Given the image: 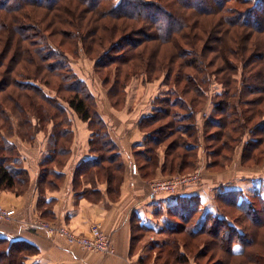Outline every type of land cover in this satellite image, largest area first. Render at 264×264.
Masks as SVG:
<instances>
[{"label": "trees", "instance_id": "obj_1", "mask_svg": "<svg viewBox=\"0 0 264 264\" xmlns=\"http://www.w3.org/2000/svg\"><path fill=\"white\" fill-rule=\"evenodd\" d=\"M79 48L94 59L113 107L122 106L135 76L162 77L160 87L167 86L138 121L145 136L132 157L140 178L191 171L200 145L186 137L199 133V119L208 169L221 168L240 142L243 161H262L264 0H0V190L22 195L29 185L17 145L7 139L12 130L32 144L41 133L39 218L50 221L54 200L45 193L60 187L71 155L68 110L91 131L92 156L75 166L73 188L89 184L78 193L84 196L103 183L111 202L121 195L125 164L86 81L69 63ZM263 190L221 191L213 209L199 195H178L158 227L133 213L131 250L148 232L166 236L144 244L154 255L136 263L264 264ZM36 253L26 241L0 236V264H26Z\"/></svg>", "mask_w": 264, "mask_h": 264}, {"label": "crops", "instance_id": "obj_2", "mask_svg": "<svg viewBox=\"0 0 264 264\" xmlns=\"http://www.w3.org/2000/svg\"><path fill=\"white\" fill-rule=\"evenodd\" d=\"M160 87V86H159ZM151 110V109H150ZM150 111L141 112L140 116L125 121L122 125H113L109 128L112 140L117 145L122 161L126 166L125 178L121 186V195L117 201L111 202L105 191V184H98L95 191H87L86 195L78 196L82 191L73 188V173L75 166L92 155L88 152L90 130L86 123L74 132L71 145V155L66 162L63 173L64 180L55 190H47V200L53 199L50 221L66 225L76 233H88L93 224H97L104 232L109 234L114 247L113 254H101L81 249L69 244L61 236H49L43 230L32 228L30 223L39 219L37 210L38 192L36 180L39 172V161L45 150L41 133L36 135L33 144L18 141L14 144L19 147L20 162L29 174L27 191L22 195H15L11 191L0 190V204L5 208L13 209L14 214L9 221L0 220V236L11 240H23L38 250V253L29 256L26 264H132L136 263L141 251L130 248L131 215L134 213L142 222L155 225L163 219L166 207L175 203L180 195H199L205 208L216 207L213 196L208 190L189 189L178 194L169 192L151 193L148 183L129 172L128 164L133 159L132 147L141 146L145 133L137 128L139 119L148 115ZM123 119V117H122ZM112 122V118L109 117ZM106 123V122H105ZM112 129V130H111ZM133 161V160H132ZM255 175L241 176L224 182L229 189H241L245 193L254 191L252 188ZM221 184V183H220ZM86 183L84 188H90ZM94 193V194H93ZM214 195V193L212 194ZM94 198V199H93ZM158 212H163L159 215Z\"/></svg>", "mask_w": 264, "mask_h": 264}, {"label": "rangeland", "instance_id": "obj_3", "mask_svg": "<svg viewBox=\"0 0 264 264\" xmlns=\"http://www.w3.org/2000/svg\"><path fill=\"white\" fill-rule=\"evenodd\" d=\"M69 63L73 71L80 78L86 81L89 87V90L93 94V97L95 100L96 113L102 118L104 122H106L108 132H110L109 128H112L113 125L119 124V122H121L123 125L125 121L127 120L130 121L131 119L140 116L141 112L150 111L151 113L152 112V110H150L152 107L151 100L159 92L160 88L161 90L159 92V95H162L161 93L167 89L166 85H163L159 88L162 77L152 82H143V76L141 75L135 76L133 77L132 81H130L129 85L126 87L125 95L123 96V98L119 100V102L122 103V106L113 107L112 102L107 97L105 86L102 85L101 77L99 73H97L96 70L94 69V59L88 57L79 48L76 55L70 56ZM44 90L48 93L51 92L50 90H47L45 88ZM205 101L206 103L204 107H207L209 105L208 99H206ZM63 104L65 105V103ZM209 108L210 106L208 107V110ZM68 115L70 116L72 120L71 125H72L74 132L77 130V128L85 125V122H82L81 120L76 118L70 110H68ZM109 117L112 118V122L109 120ZM167 120L168 118H165L164 121H167ZM158 125H160V122L156 124L153 123L152 126H150V128L151 127L153 128ZM197 125L200 128L199 133H197L198 135L196 134L194 138H190V139L186 137L188 141H192V142L195 141L199 143L200 145L197 150V158L194 163L193 169L183 174L177 173L173 175H161L157 173L154 178L146 180V181H150L148 183V189L150 188V183L153 181L166 182L170 179L185 178L186 179L185 181L177 183L176 186L173 189H171V192L173 194H178L181 191H184V192L189 191V189L208 190L210 192L209 195L211 197L213 196L212 198L215 203L216 202L214 198L215 194L229 189V188H225L227 186L225 185L226 183L224 182L228 183L229 181L235 178L253 174L255 175L254 182L252 185L253 190L256 191L264 186V157L262 158L261 162L250 163V162L243 161V151H244L243 149H244L245 143L240 142L233 147L234 150L232 149V152L229 155L228 160L226 161L225 164H223L221 168L208 169L207 164L210 159L206 155V150H205L207 142L203 140L202 138V133H203V131L201 130L203 127L202 120L200 119L197 120ZM137 128L140 130V127L138 126V124H137ZM15 129L12 130L13 131L12 135L7 137V139L11 143H14V141H18L20 145L22 144V142L27 143V144H32V143L26 142L18 138L16 135ZM2 134L3 132H1L0 136ZM249 136L250 135L247 132H245L244 137H243L245 138L244 140L248 139ZM137 147H141V146H137ZM17 149H19V147H17ZM162 150H163V147H160L159 153L161 155H162ZM223 153H226L227 155V153L229 152L224 150ZM132 160L129 162L130 164H128L127 168L129 169V172L132 175H136L138 174L137 167ZM132 164L135 165V172H132L131 170ZM124 168H125L124 169V172H125L126 166H124ZM77 189L87 190L88 188H84L83 186L80 187L79 185ZM149 192H150V189H149ZM213 193L214 195H212ZM262 195L264 196V190H263ZM216 204L217 202L215 203V205ZM0 207L3 209H8V208H5L1 204H0ZM10 219L11 217L10 218L0 217V220H3V221H9ZM39 219L48 222V220L46 219H42V218H39ZM157 223H155L154 226H157L158 225ZM165 237L166 236L164 234H157L156 232L154 233L148 232L144 235L141 241L135 243L136 245L134 247V250L141 251L143 255L150 253L149 258L151 259L152 256L154 255L155 250L147 249L146 246L149 245L150 243H153V241L155 240L161 241ZM144 244H146V246H143Z\"/></svg>", "mask_w": 264, "mask_h": 264}, {"label": "built area", "instance_id": "obj_4", "mask_svg": "<svg viewBox=\"0 0 264 264\" xmlns=\"http://www.w3.org/2000/svg\"><path fill=\"white\" fill-rule=\"evenodd\" d=\"M132 172H135V165H131ZM185 178L170 179L166 182L153 181L150 183L151 193H157L159 191L171 192L177 183L185 181ZM14 214L13 209H3L0 207V217L10 218ZM32 228L43 230L49 236H61L69 244L76 245L83 250L90 252H97L101 254H113L114 247L112 240L106 232H104L97 224L90 226L88 233H76L66 225L47 222L40 219H35L30 223ZM137 264V263H132Z\"/></svg>", "mask_w": 264, "mask_h": 264}]
</instances>
